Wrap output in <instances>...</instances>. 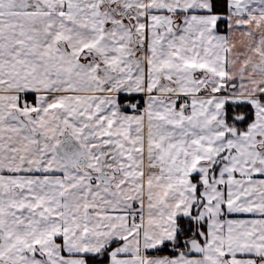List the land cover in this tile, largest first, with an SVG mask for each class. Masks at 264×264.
Instances as JSON below:
<instances>
[{
  "label": "snow or ice",
  "instance_id": "6c2138e0",
  "mask_svg": "<svg viewBox=\"0 0 264 264\" xmlns=\"http://www.w3.org/2000/svg\"><path fill=\"white\" fill-rule=\"evenodd\" d=\"M0 264H264V0H0Z\"/></svg>",
  "mask_w": 264,
  "mask_h": 264
}]
</instances>
